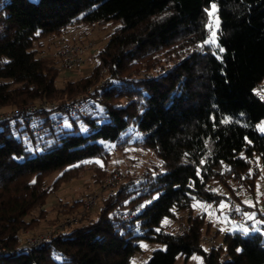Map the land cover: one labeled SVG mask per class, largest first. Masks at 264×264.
<instances>
[{
  "label": "trees",
  "instance_id": "trees-1",
  "mask_svg": "<svg viewBox=\"0 0 264 264\" xmlns=\"http://www.w3.org/2000/svg\"><path fill=\"white\" fill-rule=\"evenodd\" d=\"M213 4L216 44H205L204 11ZM108 24L91 71L58 84L64 68L55 53L40 51L43 40ZM164 49L184 55L152 72ZM263 80L264 0H0V111H18L0 120V264H131L141 241L164 245L143 264H175L193 253L204 264H264V231L251 219L206 251L205 235L218 230L194 212L196 200L234 196L229 208L242 215L238 192L254 193L258 159L264 165L256 128ZM83 100L74 114L59 110ZM131 144L156 161L104 196L95 217L21 245L67 173Z\"/></svg>",
  "mask_w": 264,
  "mask_h": 264
},
{
  "label": "rangeland",
  "instance_id": "rangeland-1",
  "mask_svg": "<svg viewBox=\"0 0 264 264\" xmlns=\"http://www.w3.org/2000/svg\"><path fill=\"white\" fill-rule=\"evenodd\" d=\"M210 11H212V5L206 7L204 11L206 26L209 28L208 39L212 32V28H210L209 25L214 26V21L216 20L215 11L211 18L208 14ZM113 27L114 25L111 24L105 26H86L85 28L81 26L80 29L73 27L72 29L65 30V32L60 35L50 38V40L47 38L43 40L44 45L41 47L40 51L48 54L50 53L51 55H54L61 44H78L82 48L83 63L80 68L74 70L62 69L57 78L58 84H61V82L67 77L79 78L91 71L97 63V57L95 56L96 52L103 46ZM183 55L184 53L182 52L177 54L173 53L171 50L165 49L158 52L152 72L167 68ZM58 65L60 66V62ZM256 92L259 96L264 97V80L256 86ZM6 111L7 110L3 109L0 112ZM256 128L260 133H264V118L256 123ZM109 151L110 155L104 161L93 159L94 162H96L93 163V160H87L85 161V164L80 167L79 171L67 173L65 177L61 179L63 182L59 181V188L56 189V191L51 192L47 197L45 206L48 210L45 216L32 226V228L25 230L23 234L20 235L18 241L21 242V245L25 246V243L27 244V242L32 244L33 242L41 241L46 237V240H49V238L55 233L66 231L68 228L75 225L77 226L82 221L84 222L88 217H95L99 211L101 199L104 196H107L108 193L112 192L114 188L116 189L117 186L119 187L131 172H139L152 162L156 161V157L151 151L143 150L141 147L133 144L124 147L123 149L111 148ZM258 166L260 176L255 180L254 193H252V195H243L244 193L241 191L238 192L243 202H245V199L249 198L255 201L253 205L254 207L251 206V210H248L247 208L243 209L244 212L242 215L236 212L240 215L242 220L232 221L228 218L230 212H235L229 208V200H234L235 203L237 202V198L234 196H229L226 199L223 198L217 202L195 201L194 212L205 213L209 231L213 233L218 230L217 237H212L211 234L205 235L203 246L206 251H209L211 246L207 244L206 239L210 238L212 240L211 243L215 245V248L218 247L222 235L228 230L227 228L233 226L236 228L239 224H244L245 220H249L245 217V213L249 215L254 214V219H251V223L256 224V229L259 228L264 231V223H257L264 221V217L258 215H264V213H261L259 210L258 200V197L264 195V165L259 159ZM114 171H117L120 174V177L118 179L119 182H116L117 184H115L111 191V189H105L104 186H106L105 181ZM57 174H59V171L48 174L46 178L48 181H51ZM91 174L92 176L95 174L94 176L96 177L97 175H100L94 179V177H90ZM216 187L223 192L225 191V189L219 184H217ZM90 204L92 205L91 207L89 206ZM242 206L244 207V205ZM70 209L72 210L70 211ZM70 217H76L78 222L69 223L68 219ZM180 221H182L181 218ZM217 227L221 230L217 229ZM242 227H244V225H242ZM251 228L253 229V227ZM232 231L234 230H231L230 232ZM220 232L222 235L219 234ZM163 247L164 245L161 243L141 241L140 250L136 251L132 256L131 264H143L149 258L153 249ZM223 256L224 254H222V257ZM175 264H204L203 256L199 253H193L185 260L184 257L180 255L176 258Z\"/></svg>",
  "mask_w": 264,
  "mask_h": 264
},
{
  "label": "built area",
  "instance_id": "built-area-1",
  "mask_svg": "<svg viewBox=\"0 0 264 264\" xmlns=\"http://www.w3.org/2000/svg\"><path fill=\"white\" fill-rule=\"evenodd\" d=\"M75 21H71V25H74ZM76 45V46H75ZM55 55H57L59 57V62H60V66L64 69H78L80 68V66L82 65L83 62V57H82V48L80 47V45L78 44H61V46L56 50ZM83 103H86V100H83L82 102L79 103H72V104H61L59 105V110L67 113L69 115L76 113L82 106ZM40 108L37 107L36 105H28L25 109L28 112H33L34 110H36V108L39 109H49L54 107V104H48V103H40L39 104ZM17 110H9L6 112H0V120L4 117H10L13 116L17 113ZM57 125V124H56ZM54 124V126H56ZM39 132V130L37 131ZM120 177V174L117 171L112 172V174L107 178V180L105 181V185L104 188L105 189H111L115 186L116 182L118 181ZM264 194V193H263ZM259 200V210L261 211V213H264V195H261L260 197H258ZM88 204V203H87ZM229 204L230 206H234L235 205V201L234 200H229ZM90 207L92 206L91 204L89 205ZM228 218L232 221H239L242 220V218L240 217V215L236 212H230L228 214ZM77 218L76 217H70L68 219L69 223L72 222H76ZM47 237L41 241H35L32 244H29L27 242V244L25 243V246L27 247H34L39 245L41 242L46 241ZM207 244L208 245H212V240L210 238L206 239Z\"/></svg>",
  "mask_w": 264,
  "mask_h": 264
},
{
  "label": "snow or ice",
  "instance_id": "snow-or-ice-1",
  "mask_svg": "<svg viewBox=\"0 0 264 264\" xmlns=\"http://www.w3.org/2000/svg\"><path fill=\"white\" fill-rule=\"evenodd\" d=\"M215 8H216V5L213 4L212 5V11H210L208 13L210 18L214 15ZM209 27L212 28L211 36H210V38L208 40H205L204 43L205 44H216V36H217L216 29L219 28V19L216 18V20L214 21V26L213 25H209ZM219 51L220 52H223L224 49L223 48H220ZM225 122H227V121H225ZM245 217L247 219H254V214L249 215V214L245 213ZM257 223H264V221L257 222ZM252 227H253V230H256V224L255 223L252 225ZM243 231L244 232H247L248 229L245 228V229H243ZM237 251H239V249Z\"/></svg>",
  "mask_w": 264,
  "mask_h": 264
},
{
  "label": "crops",
  "instance_id": "crops-1",
  "mask_svg": "<svg viewBox=\"0 0 264 264\" xmlns=\"http://www.w3.org/2000/svg\"><path fill=\"white\" fill-rule=\"evenodd\" d=\"M254 203H255V201L253 200V199H245V202H244V209H252L251 208V206H253L254 205ZM254 207V206H253ZM239 227L237 226L236 228H234V226L233 227H229V228H227L229 231H231V230H237ZM217 229H219V230H221L219 227H217ZM222 231H223V229H222ZM219 234H221V232L219 233ZM222 235V234H221Z\"/></svg>",
  "mask_w": 264,
  "mask_h": 264
}]
</instances>
